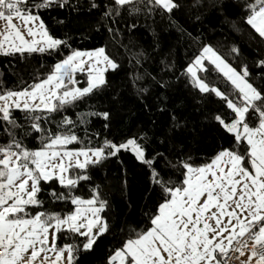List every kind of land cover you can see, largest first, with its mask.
Masks as SVG:
<instances>
[{"label":"snow or ice","instance_id":"obj_1","mask_svg":"<svg viewBox=\"0 0 264 264\" xmlns=\"http://www.w3.org/2000/svg\"><path fill=\"white\" fill-rule=\"evenodd\" d=\"M86 3L98 13L90 24L124 49L133 69L124 87L148 118H133L109 78L123 61L107 44L73 47L46 24L43 12H78L79 0H0V55L54 59L34 70L30 83L6 87L0 80V264H81L107 235L118 243L99 264H264V0H192L188 7L197 12L238 9L233 30L247 31L257 50L249 58L233 43L226 57L203 43L182 71L164 58L155 75L145 64L160 49L158 33L153 29L151 51L138 47L132 33L141 20L148 26L159 17L184 34L174 18L184 0ZM210 70L225 90L207 80ZM169 74L185 78L198 106L215 100L199 125L182 100L169 96ZM204 126L215 131L216 143L201 155L187 138L198 140ZM113 160L120 165L115 183L104 182L107 172L96 182L93 173ZM137 176L146 185L139 216L113 233L112 192L105 189L127 199Z\"/></svg>","mask_w":264,"mask_h":264},{"label":"trees","instance_id":"obj_2","mask_svg":"<svg viewBox=\"0 0 264 264\" xmlns=\"http://www.w3.org/2000/svg\"><path fill=\"white\" fill-rule=\"evenodd\" d=\"M76 0H73L75 3ZM81 9L78 12H74L71 9H52L42 13L46 24L53 30L58 36H64L65 34L70 37L69 42L73 47L82 49L101 46L107 44L109 51L113 55H117L123 61L122 68L114 74L110 75V79L115 86L121 90V95L124 98L126 106L131 108L135 113L134 119L141 121L147 120V114L141 109L140 103L135 99L130 89H126L124 85L127 83V74L133 69L128 63L127 58L122 55L123 48H119L117 44L112 40L111 34L101 27L99 31L90 24L98 13L94 10L92 13L87 11L86 0H79ZM185 8L176 13L175 19L178 25L185 30L184 34L177 31L176 28L169 27L167 23H161L159 17L156 18V23L152 24L149 21L148 26L141 20L138 29L132 33V37L137 41L138 47H142L149 51L153 47V29L158 33V39L160 43V49L153 53V59L150 63L145 64V67L155 75L160 70V60L167 58L170 61H174L176 69L182 71L186 64L190 61L192 56L197 53L199 47L203 43L213 45L218 51L227 57L230 45L233 43L238 44L243 50L245 56L249 58L257 50V42L248 38L247 31L243 35L233 30L232 23L235 21L239 23V11L233 7H227L223 13L221 11L212 9L211 7L202 9L197 12L194 8H189L188 5L192 3V0H184ZM196 15L201 16V20L195 19ZM57 20H63V25L57 24ZM118 27L122 31L121 39L125 44L128 43L129 34L125 30L124 23H120ZM191 33V37L187 35ZM199 38L198 41L193 38ZM135 50V49H134ZM230 62H233L228 57ZM54 62V59L49 56H40L34 54L27 57L24 60L17 59L15 57H5L0 55V80H2L6 87L19 86L20 80L31 82L30 77L34 75V70H40L41 64L50 65ZM179 71L177 74H179ZM165 79L172 80V88L169 91V96L179 102H184V112L194 124L199 125L202 120V111L206 109H214L217 104L213 98H209L203 106H198L196 100L199 99L196 91L187 86V82L184 77L180 80H176L175 77L169 75L165 76ZM207 80L210 83H214L217 87L225 90V85L222 79L217 78V74L211 70L207 74ZM101 103L104 100L101 99ZM200 108L201 110H197ZM99 123H95V128L98 130ZM216 133L208 126L200 127L198 140L194 141L191 136L187 138V144L198 151L199 154H210L212 147L215 145ZM105 172L108 174V180L104 181L109 185L115 183V176L120 174V165L115 160L109 162L106 168L93 173L96 182H102ZM146 185L143 182V178L137 176L135 179L129 181V188L127 192V199L120 196L119 192L108 187L106 192H112L110 197L113 204V213L117 220V228L113 229V233L117 232L120 222L124 220H135L139 216V207L143 205L144 201L141 199V195L144 192ZM86 193V189H85ZM129 204L131 207H129ZM118 243V238L113 239L111 235L103 237L93 253L87 254L81 258V264H99L100 259L104 253L113 244Z\"/></svg>","mask_w":264,"mask_h":264}]
</instances>
